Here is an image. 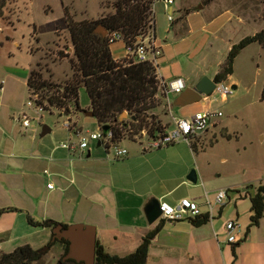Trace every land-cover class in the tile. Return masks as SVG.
I'll use <instances>...</instances> for the list:
<instances>
[{
	"label": "rangeland",
	"instance_id": "374dc122",
	"mask_svg": "<svg viewBox=\"0 0 264 264\" xmlns=\"http://www.w3.org/2000/svg\"><path fill=\"white\" fill-rule=\"evenodd\" d=\"M7 1L0 18V87L3 88L0 91V190L3 196L0 198V203L3 204L0 205L8 204L9 208L14 210L5 211L0 216V252L9 253L19 246L29 244L34 249L42 250L43 261L40 264H56L62 249L59 246L44 249L50 237L45 236L44 232H38V229H46L33 226L27 220L29 215L35 221H44L34 213L35 210L27 211L28 208L23 204V201L29 204L32 199L36 209L40 203L39 195L32 197L29 194L28 181L33 173L47 176L42 174L41 166L37 165L46 162L44 157L49 154L53 156L54 152L58 153L56 149L60 143L69 139L76 140L75 129L69 132L68 123L76 125L86 139L89 138L90 133H97L100 129L94 117H88L83 112L60 116L56 109H51L50 112H38L33 103L28 106L27 103L31 98L26 81L31 70L37 69L38 65L41 66L45 78L51 77L55 83L63 82L71 74V65L67 58L72 56V52L69 49L71 47L64 7H69L75 20L95 19L102 12L101 6L113 0ZM202 1L175 0L173 6L175 9L181 5L182 9L194 8L195 5L196 7L201 5ZM214 1L220 8L230 7L234 13L242 14L244 23L238 24V28L231 34L229 40L216 44L215 52L210 53L209 46L208 51L203 50L201 56L206 55V59L202 60L205 65L203 69L207 71V75H212L218 64L225 60L233 44L264 28V0ZM160 8L161 1L156 0L155 15L156 18L158 16L161 18L163 25ZM108 11L110 9L106 10ZM180 38V35L175 37L174 34L168 36L167 32L164 34L159 32L161 44L166 42L174 44ZM209 40L212 42V38ZM118 46H121L123 53V42L110 44V49L117 53L115 49ZM189 51L190 49H180L176 45H171L168 50L175 54L172 61H178L184 68L197 62V59L189 58L192 55ZM58 53L67 57L57 59ZM232 80L237 83L232 96L219 97L215 93L206 96L209 102L216 98L212 102V107L215 111H220L222 116L216 119L218 124L215 128L195 141L197 166L192 170L196 172L199 169V180L205 181L204 188L213 197L220 188L235 187L243 192L249 185L256 186L264 182V48L262 46L253 43L238 54L234 60L233 73L229 81H224V84L231 86ZM171 97L174 99L175 96ZM79 104L82 109H87L90 104L84 88L79 91ZM181 108L183 107L173 104L170 106L171 111ZM23 115L27 116L31 123V127L27 129L21 124ZM34 119L38 120L32 123ZM169 121V117L164 119L166 123ZM44 126L49 128V132L41 135ZM129 142L130 140H122L117 145H125ZM96 143L90 141V148L98 149ZM112 145L109 144L108 148L102 145L99 149L104 153L108 150L114 154ZM47 170L50 175L51 170L49 168ZM52 181L54 183V180ZM41 187L43 184L39 189ZM226 191L231 201L228 199L225 201L227 204L224 215L228 211L235 212L236 209L240 213L239 206L242 208L244 205H250L248 198L243 202L238 201L235 199L236 191ZM235 201L240 202V205H236ZM217 216L218 213L213 219ZM261 221H264V215ZM33 230L36 231L31 233ZM223 238L224 235L217 238L220 245L216 247V238L209 235L205 239L207 246L204 252L196 249L197 246H190L188 250L179 248L173 252L163 250L157 254L153 251L147 258L146 264H224L227 254L233 263L236 259L235 255L230 246L222 243ZM211 240L214 243L212 248L209 247ZM155 248L161 250L159 246ZM135 249V245L130 242L123 245L122 251L129 254Z\"/></svg>",
	"mask_w": 264,
	"mask_h": 264
},
{
	"label": "crops",
	"instance_id": "0c3cea01",
	"mask_svg": "<svg viewBox=\"0 0 264 264\" xmlns=\"http://www.w3.org/2000/svg\"><path fill=\"white\" fill-rule=\"evenodd\" d=\"M173 5L166 6L161 2L160 12L163 14V25L161 18L159 16L156 18L154 10V40L162 49L157 64L158 77L162 81L181 77L185 81V89L194 88L204 76H210L209 78L213 80L219 66L223 63L218 64L212 75H207V71L203 69L205 65L202 60L206 59V55L201 56L203 50L208 51L209 46L210 53L215 52L216 44L225 43L238 28V24L244 23L243 16L234 13L230 7L220 8L214 1L204 7L201 5L200 9H197L195 5L196 10L191 12L184 21L175 22L182 5L177 9ZM167 14L172 15V22H168ZM159 32L161 34L167 32L168 36L174 34L175 37H178L180 35L181 38L174 44L169 42L161 44ZM211 38L212 42L209 40ZM171 45H176L180 49H190L189 52L192 55L189 58L197 59V62L194 65L191 63L187 68L182 67L178 61L173 62L175 54L168 52ZM115 50L117 53L113 49L111 50L114 59L126 58L124 44L123 53H121V46L116 47ZM229 79L230 76L226 81ZM231 86L236 88L237 83L232 80ZM0 88L2 91L3 88ZM171 96L175 95L168 93L166 96L165 113L159 114L162 123L168 128L172 126L174 119L189 117L197 111L214 110L212 101L209 102L204 96L200 102L171 111L170 106L176 97L173 99ZM166 117L170 118L168 123L164 122ZM217 124L215 119L205 133L215 128ZM77 132L81 131L76 126L75 135ZM144 142L143 139L130 141L125 145H117L127 150V155L121 158H117L115 153L111 154L108 150H105L104 153L97 147L98 142L96 150L89 147L86 150L69 152L57 147L58 153L54 152L53 156L49 154L44 157L46 162L35 164L41 166L42 174L43 170L49 168L52 176L47 174V176H40L35 173L30 176L27 185L28 192L32 197L39 195L40 203L39 207L35 209L32 199L29 204L23 201L24 206L28 208L26 210L30 212L35 210L34 213L42 220H53L58 224L94 226L100 243L109 253L119 256L127 254L122 251L124 244L132 242L136 248L142 238L161 223V230L152 240L147 258L153 251L154 254H157L163 250L167 252H173L179 248L188 250L190 246H197L196 249L204 252L207 246L205 239L209 235L216 238V247L220 245L217 238L223 235L225 238L221 240L222 243L232 247L225 240V224L228 220L234 219L239 225L237 234L242 241L235 249V262L232 263V259L226 252L227 260L224 264H264V221H260L258 226L251 227L246 233L250 223V205H244L241 208L240 202L235 201L241 210L240 213L236 209L235 212L228 211L224 215L227 204L225 202L222 208L218 209V216L200 227H193L189 220L170 223L159 218L152 224L147 222L144 208L151 198L171 204L184 197L190 198L197 201L202 212L205 213V194H211L204 188L205 181L201 180L200 182L199 180V169L196 171V183H192L187 178L192 169L197 166L196 154L191 147L195 141L191 145L180 141L151 151L145 149ZM49 183L53 184V189L47 188ZM42 184L43 187L39 189ZM224 189L236 191V200L242 202L246 200L245 191L241 192L235 187L220 188V190ZM1 197L3 196L0 190ZM212 197L213 195L209 199L212 200ZM230 198L228 194V201H231ZM0 206L9 208L8 204ZM248 208L249 211H247ZM35 231H31V233ZM38 232H44L45 236L50 237L49 230L38 229ZM157 246L161 247V250L158 251L155 248ZM213 246L214 243L211 240L209 247Z\"/></svg>",
	"mask_w": 264,
	"mask_h": 264
},
{
	"label": "trees",
	"instance_id": "16d2710c",
	"mask_svg": "<svg viewBox=\"0 0 264 264\" xmlns=\"http://www.w3.org/2000/svg\"><path fill=\"white\" fill-rule=\"evenodd\" d=\"M214 0H203L201 5L207 6ZM7 0H0V18ZM156 0H113L101 6L98 18L75 20L69 7H64L66 27L69 34L72 56L67 58L71 65V74L61 83L45 78L41 66L31 70L26 85L29 96L36 107L43 111L56 109L61 115L71 116L78 112L91 111L99 129L108 126L111 137L108 143L102 140L101 145H117L122 140L138 141L144 134L154 136L168 128L159 114L165 113L167 100L165 88L158 77L157 66L150 62H134L131 59L116 60L112 57L108 35L119 32L125 44L138 42L148 35H154V10ZM107 9L110 11L106 12ZM196 8L182 9L175 22L184 21ZM105 30V35L98 28ZM257 43L264 48V28L253 35L242 38L233 44L218 71L214 82L221 83L233 73L234 60L248 45ZM67 56L57 55V59ZM84 88L89 98V107L82 109L79 104V91ZM1 89V88H0ZM126 113L125 118L121 115ZM69 131L74 126L68 123ZM195 149V143L191 145ZM244 197L250 202L251 227L258 226L264 215V182L256 186L246 187ZM13 208H0L3 212ZM28 222L50 231L49 249L59 246L61 255L56 264H84L73 259L63 260L69 248L65 239H55L53 229L58 225L53 220L35 221L27 215ZM193 227H200L209 222L206 214L189 219ZM161 230L159 223L148 232L136 249L126 255L109 253L96 239L94 264H146L152 240ZM242 241L241 238L231 244L232 253ZM42 251V250H41ZM29 244L17 247L9 253L0 252V264H40L43 254Z\"/></svg>",
	"mask_w": 264,
	"mask_h": 264
},
{
	"label": "built area",
	"instance_id": "2783aa9c",
	"mask_svg": "<svg viewBox=\"0 0 264 264\" xmlns=\"http://www.w3.org/2000/svg\"><path fill=\"white\" fill-rule=\"evenodd\" d=\"M166 6L173 5L175 0H160ZM154 10V6H153ZM168 22L173 21L171 14H167ZM108 42L110 44L116 42H123L124 50L126 53V58L131 59L134 62H150L153 65L157 66L158 59L162 54L161 47L155 43L154 35H148L140 39L136 43L125 44L123 36L119 32H112L108 35ZM121 60V59H120ZM162 86L165 88L166 96L168 93H172L175 96L180 94L186 87L185 81L181 77H175L168 80H161ZM212 93H215L219 97H229L232 96L233 88L224 84V82L216 83L215 89ZM206 100L208 97L205 98ZM216 98H213L211 101H215ZM210 101V102H211ZM34 104L33 100H30L27 104L31 106ZM35 105V104H34ZM38 112L43 111L41 107H36ZM222 113L220 111H215L211 109L197 111L189 117L177 118L173 120L172 126L167 128L165 132L155 134L154 136H148L144 134L143 139H145V149L147 151L158 150L173 144H176L180 141H184L187 144L191 145L196 141L201 135H203L212 122L221 117ZM34 119L32 123L37 121ZM22 126L27 129L31 127L30 120L27 116L23 115ZM76 140L62 142L59 144L58 148L67 150L69 152H75L76 150H86L90 147V141H103L108 143L111 137V133L108 132L106 136L102 135V130L99 132H92L89 134V138L86 139L81 132L76 133ZM114 149L115 156L117 158L125 157L127 155V150L125 148H120L117 145H112ZM44 174H49L48 170H43ZM48 189H53V184H47ZM227 200V191L218 190L214 197L209 199V195L205 194V205L206 212L203 213L198 202L190 198H181L176 203L171 204L166 201H159V210L161 212L160 219L166 222H178L183 220H189L206 214L209 220H212L218 211L222 208ZM239 228L238 223L235 220H228L225 224L226 230V243L234 244L240 238L237 234Z\"/></svg>",
	"mask_w": 264,
	"mask_h": 264
},
{
	"label": "water",
	"instance_id": "95a60500",
	"mask_svg": "<svg viewBox=\"0 0 264 264\" xmlns=\"http://www.w3.org/2000/svg\"><path fill=\"white\" fill-rule=\"evenodd\" d=\"M202 8L201 5L197 7V9ZM98 32L105 35V30L102 27H99ZM214 80H211L207 76H204L200 79V81L196 84L194 88H187L183 90L180 94H178L174 101L173 105L177 107H184L186 105L200 102L203 97L209 96L213 90L215 89ZM235 89V86H232ZM84 114L88 117H93L91 111L84 112ZM127 114L124 113L121 115V118L126 117ZM102 135L106 136L109 132V127L104 126L101 128ZM49 132V128L44 126L41 135H45ZM100 141L97 143V147H100ZM189 181L192 183H196L197 174L194 170L191 171L190 175L187 177ZM144 213L146 220L149 224L154 223L160 217L159 210V200L156 198H151L144 208ZM54 237L52 240L57 239H65L69 242V248L67 254L63 257V260L73 259L76 262H83L84 264H94L95 260V246H96V228L90 225L84 224H71V225H63L58 224L54 229ZM48 247H45L46 249ZM40 251V250H39Z\"/></svg>",
	"mask_w": 264,
	"mask_h": 264
},
{
	"label": "flooded vegetation",
	"instance_id": "af4514ba",
	"mask_svg": "<svg viewBox=\"0 0 264 264\" xmlns=\"http://www.w3.org/2000/svg\"><path fill=\"white\" fill-rule=\"evenodd\" d=\"M57 239V238H56ZM58 240H61V239H58Z\"/></svg>",
	"mask_w": 264,
	"mask_h": 264
},
{
	"label": "bare ground",
	"instance_id": "6f19581e",
	"mask_svg": "<svg viewBox=\"0 0 264 264\" xmlns=\"http://www.w3.org/2000/svg\"><path fill=\"white\" fill-rule=\"evenodd\" d=\"M102 144V143H101ZM160 218V217H159Z\"/></svg>",
	"mask_w": 264,
	"mask_h": 264
}]
</instances>
